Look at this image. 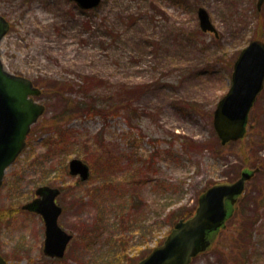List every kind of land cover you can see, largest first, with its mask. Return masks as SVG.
Returning <instances> with one entry per match:
<instances>
[{"label":"rangeland","instance_id":"1","mask_svg":"<svg viewBox=\"0 0 264 264\" xmlns=\"http://www.w3.org/2000/svg\"><path fill=\"white\" fill-rule=\"evenodd\" d=\"M256 1L101 0L82 9L71 0H0L4 68L32 80L45 105L0 186L7 264L138 261L169 232L171 211L191 213L208 185L247 167L259 169L191 264H220L241 224L252 229L248 264H264V87L243 139L221 145L212 124L238 52L264 39ZM199 6L217 37L200 29ZM113 100L130 111L99 105ZM74 157L89 164L87 181L68 174ZM43 184L61 188L58 221L73 235L62 259L44 255L43 220L21 208Z\"/></svg>","mask_w":264,"mask_h":264},{"label":"water","instance_id":"2","mask_svg":"<svg viewBox=\"0 0 264 264\" xmlns=\"http://www.w3.org/2000/svg\"><path fill=\"white\" fill-rule=\"evenodd\" d=\"M84 9L98 6L101 0H74ZM264 0H257L259 9ZM203 31L216 30L205 8L197 10ZM9 22L0 15V41ZM264 84V40L253 39L237 55L231 74V84L218 100L213 111V127L221 144L244 136L248 113ZM40 89L24 76L7 71L0 58V185L5 168L14 161L25 145L30 125L43 113L44 105L35 100ZM255 170L242 169L234 181H220L208 186L198 197L194 213L179 218L164 241L144 258L133 264H190L191 258L207 250L219 229L232 213L244 190L245 182ZM68 172L88 179L89 165L74 157L68 162ZM59 188L39 186L38 195L22 206L40 213L45 223L43 251L62 257L72 235L57 222L61 206L55 202ZM0 264H6L0 255Z\"/></svg>","mask_w":264,"mask_h":264},{"label":"trees","instance_id":"3","mask_svg":"<svg viewBox=\"0 0 264 264\" xmlns=\"http://www.w3.org/2000/svg\"><path fill=\"white\" fill-rule=\"evenodd\" d=\"M255 37H259V36H255ZM97 97H99V95ZM96 104L92 101L91 105H87L88 106L87 109L95 110L94 107ZM99 105H103V109L112 108L114 112H119L122 109H125L128 112L130 111L129 105L124 103V101L117 102L113 100L110 103L101 102L99 103ZM62 132H64V130H62ZM83 158L84 159L88 158L87 153L83 155ZM169 214H171V216H169ZM169 214L167 219L170 220L171 223H173L176 218L188 216L190 214V211L187 209L185 210L183 209L179 213L171 211V213ZM249 224L251 225V222ZM242 226L244 225L241 224L240 227H237L235 231L233 230L229 234V245H228L229 247L227 250L225 248H222L224 252L221 256L220 264H248L249 254L251 253L250 252L251 246H249V241L252 238L250 233L252 229L251 226L249 228L248 227L243 228Z\"/></svg>","mask_w":264,"mask_h":264}]
</instances>
